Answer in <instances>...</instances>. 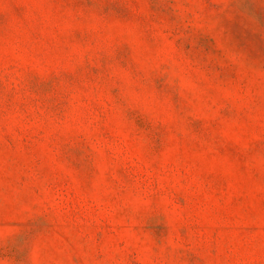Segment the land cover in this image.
Returning a JSON list of instances; mask_svg holds the SVG:
<instances>
[{
	"label": "rangeland",
	"instance_id": "1",
	"mask_svg": "<svg viewBox=\"0 0 264 264\" xmlns=\"http://www.w3.org/2000/svg\"><path fill=\"white\" fill-rule=\"evenodd\" d=\"M0 264H264V0H0Z\"/></svg>",
	"mask_w": 264,
	"mask_h": 264
}]
</instances>
